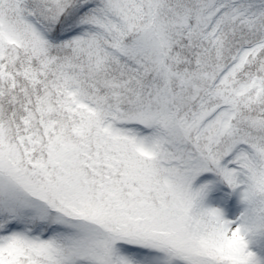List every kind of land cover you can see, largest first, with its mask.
Segmentation results:
<instances>
[{
	"label": "snow or ice",
	"instance_id": "1",
	"mask_svg": "<svg viewBox=\"0 0 264 264\" xmlns=\"http://www.w3.org/2000/svg\"><path fill=\"white\" fill-rule=\"evenodd\" d=\"M0 264H264V0H0Z\"/></svg>",
	"mask_w": 264,
	"mask_h": 264
}]
</instances>
